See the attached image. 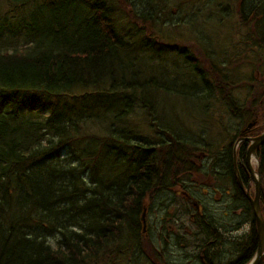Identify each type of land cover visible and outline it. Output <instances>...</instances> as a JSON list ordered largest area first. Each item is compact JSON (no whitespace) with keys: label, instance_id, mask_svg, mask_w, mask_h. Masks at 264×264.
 Here are the masks:
<instances>
[{"label":"trees","instance_id":"16d2710c","mask_svg":"<svg viewBox=\"0 0 264 264\" xmlns=\"http://www.w3.org/2000/svg\"><path fill=\"white\" fill-rule=\"evenodd\" d=\"M122 2L129 9L128 1ZM240 8L241 23L248 27L245 37L257 48L253 54L259 56L257 66L264 75V0H241ZM115 11L112 0H0V264H97L110 249L113 261L167 264L166 249L157 248L149 225L144 234L146 202L170 190L188 202L178 188L196 174L215 178L220 183L213 188L223 187L232 198L225 201L228 212L223 218L197 200L193 206L197 203L200 209L185 211L196 234L205 237V264H216L208 237L221 245L220 231H228L226 223L238 210L249 214L250 232L237 241L236 257L229 264H249L258 250V236L239 177L253 196L246 166L250 142L239 144L235 160L242 129L221 156L209 154L224 162L221 172L194 161L197 143L159 128L152 116L155 97L184 85L178 77L182 74L166 69L161 78L148 76L157 69L140 68L138 62L146 52L177 48L153 37L150 28L143 43L121 37ZM128 13L141 31V24L150 22L147 16ZM191 58L185 56L184 67L194 66V72L184 86L195 89L206 75ZM206 61L203 69L236 114L242 109L231 96L232 79ZM258 83L256 94L263 96L264 77ZM103 101L112 102L98 107ZM139 108L153 117L147 124L160 135L157 141L130 127ZM258 111L241 112L250 117L248 124L257 123L247 138L262 133ZM256 154L264 188V145ZM172 218L175 214L169 213L157 222L161 240L172 237Z\"/></svg>","mask_w":264,"mask_h":264},{"label":"rangeland","instance_id":"374dc122","mask_svg":"<svg viewBox=\"0 0 264 264\" xmlns=\"http://www.w3.org/2000/svg\"><path fill=\"white\" fill-rule=\"evenodd\" d=\"M129 9L122 0H112L116 6L114 15L115 27L121 37H129L133 43H143L148 28L153 32V37H158L163 41L175 43L176 52L149 53L145 58L139 60L140 68L157 69L154 74L164 73L165 70L180 71L182 76H178L181 84H187L193 73L194 66L184 67L185 56L193 55V61L197 59L198 67L206 75V80L202 81L200 87L191 89L184 85L171 89V92H160L155 97L152 116L158 127L177 135L181 141L195 142L199 146L195 150L194 161L198 164L212 165L218 171L223 172L225 168L222 160L211 159L214 154L221 156L231 142H236L240 131L245 128L250 121L245 113L257 110L259 119V131L263 129L264 115V95L256 94L254 85L259 84L262 71L258 69L259 56H255L252 45L247 40V26H243L240 20L241 0H127ZM136 13L137 16H147L150 22L141 24L143 31L136 28L135 22L129 13ZM152 37V39H153ZM152 39L148 42L152 45ZM245 40H247L245 42ZM144 41V40H143ZM22 45V41L18 43ZM147 58V59H146ZM206 59L215 66L221 76H230L234 87L231 89V96L238 107L242 110L236 114L227 105L222 93L214 85L212 77L203 69L202 62ZM261 60V59H260ZM177 71V72H178ZM158 72V73H156ZM179 72V73H180ZM172 78L178 82L177 76ZM169 86V85H168ZM167 86V87H168ZM170 87V86H169ZM112 101L97 102L99 105L111 103ZM95 105V107L97 106ZM103 105V106H104ZM96 111H99L96 108ZM240 113V114H239ZM239 114V115H238ZM145 110L139 108L132 118L130 127H137L140 135L146 137L148 141L154 142L159 138L156 129L149 127L148 119L153 118ZM263 119V120H262ZM148 123V124H147ZM257 123L255 124V126ZM129 126V124H128ZM134 126V127H133ZM139 135V133L137 132ZM250 142V141H249ZM210 145V147H208ZM255 170L259 169L258 158L252 159ZM261 180V176H260ZM218 181V180H217ZM215 178L196 174L192 182L185 181L184 190L192 195L193 200L200 202L202 207L219 218L228 212L225 201L232 198L226 193L215 190L213 183ZM219 182V181H218ZM250 186L255 190V184L250 180ZM220 183V182H219ZM232 190V188H230ZM230 190V191H231ZM233 192V191H231ZM264 188L261 184V195ZM230 198V199H229ZM224 201V203H223ZM147 223L144 234H147L149 225L150 234L153 235L157 248L166 249L167 264H205L206 251L203 245L205 237L196 234L197 229L190 222V216L194 213V206L178 193L170 190L162 193L153 200L146 202ZM229 204V203H228ZM227 204V208H228ZM261 208L264 216V199L261 200ZM186 209L191 214H185ZM192 211V212H191ZM242 210L234 211L235 218L228 224V231H220L221 245L214 244L209 252L214 256L216 264H229L232 262L238 251L237 241H242L250 232L249 214H241ZM169 213L175 214L171 219L172 237L168 240H161L156 232L157 222L164 221V216ZM145 220V219H144ZM178 220V223L174 222ZM228 221V218H227ZM174 222V223H173ZM245 222V223H244ZM225 223V221H224ZM207 238V237H206ZM213 241L208 237L207 242ZM206 254V255H205ZM210 256V255H208ZM100 258L97 264H126L124 261H113L111 249L107 258ZM205 260V261H204ZM142 264H147L146 260ZM264 264V258L261 262Z\"/></svg>","mask_w":264,"mask_h":264},{"label":"water","instance_id":"95a60500","mask_svg":"<svg viewBox=\"0 0 264 264\" xmlns=\"http://www.w3.org/2000/svg\"><path fill=\"white\" fill-rule=\"evenodd\" d=\"M255 124L256 122L252 121L242 130L241 132L242 137L238 140V142L236 143L234 147V158L236 160V153H237V148L239 144L242 141L251 142L248 148V151H247V155H246V166L250 173V180H252L255 184L254 196H251L250 192L246 191L243 183L241 182V178L239 177L241 187L245 191L246 196L249 199L252 209H253V214H254L255 221H256V231H257V236H258V250H257L256 255L250 261L249 264H261L264 258V216H263V212L261 208V201H260V197H261L260 172L258 169L255 170L252 165L253 156L256 159L258 158L256 154L257 148L264 145V132L254 138L245 137L246 133L249 132V130H251L255 126ZM194 206L197 210L200 209L197 203H194Z\"/></svg>","mask_w":264,"mask_h":264},{"label":"flooded vegetation","instance_id":"af4514ba","mask_svg":"<svg viewBox=\"0 0 264 264\" xmlns=\"http://www.w3.org/2000/svg\"><path fill=\"white\" fill-rule=\"evenodd\" d=\"M256 126H254V128H255ZM250 131V130H249ZM239 182H240V179H239ZM240 186H241V184H240ZM242 188V187H241ZM179 190H180V192L182 191V195H184L185 196V198H187L188 199V203L190 202V203H192L193 204V197H192V195H190L187 191H185V190H183V186H180L179 188H178ZM242 191L243 192H245L243 189H242ZM246 191H249V189H246ZM185 192H187V193H185ZM246 194V193H245ZM261 197H262V195H261ZM261 197H260V201H261ZM199 207H201V206H199ZM197 211V210H196ZM202 213V210L201 211H198V213ZM210 216V215H209ZM220 238H221V235H220ZM220 241V240H219ZM217 242H218V240H216V239H213V241L211 240V241H209V245L210 246H212V245H214V244H217Z\"/></svg>","mask_w":264,"mask_h":264},{"label":"bare ground","instance_id":"6f19581e","mask_svg":"<svg viewBox=\"0 0 264 264\" xmlns=\"http://www.w3.org/2000/svg\"><path fill=\"white\" fill-rule=\"evenodd\" d=\"M253 158H254V156H253Z\"/></svg>","mask_w":264,"mask_h":264}]
</instances>
